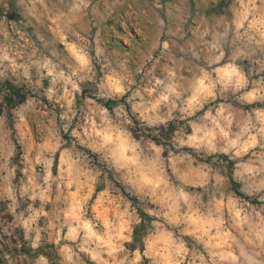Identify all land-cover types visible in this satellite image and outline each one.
Here are the masks:
<instances>
[{
    "label": "rangeland",
    "instance_id": "374dc122",
    "mask_svg": "<svg viewBox=\"0 0 264 264\" xmlns=\"http://www.w3.org/2000/svg\"><path fill=\"white\" fill-rule=\"evenodd\" d=\"M0 264H264V0H0Z\"/></svg>",
    "mask_w": 264,
    "mask_h": 264
},
{
    "label": "trees",
    "instance_id": "16d2710c",
    "mask_svg": "<svg viewBox=\"0 0 264 264\" xmlns=\"http://www.w3.org/2000/svg\"><path fill=\"white\" fill-rule=\"evenodd\" d=\"M13 89L16 90L17 88H13ZM110 101H112V100H108V101L106 102V104L109 105Z\"/></svg>",
    "mask_w": 264,
    "mask_h": 264
}]
</instances>
